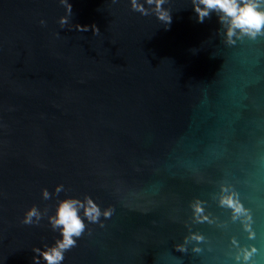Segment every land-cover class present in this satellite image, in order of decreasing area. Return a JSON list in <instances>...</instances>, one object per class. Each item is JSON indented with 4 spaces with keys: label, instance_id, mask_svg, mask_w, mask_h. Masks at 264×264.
<instances>
[{
    "label": "water",
    "instance_id": "95a60500",
    "mask_svg": "<svg viewBox=\"0 0 264 264\" xmlns=\"http://www.w3.org/2000/svg\"><path fill=\"white\" fill-rule=\"evenodd\" d=\"M68 3L61 26L60 0H0V264L57 238L58 184L113 209L63 264H264V32L229 39L192 0H168L167 27L129 0Z\"/></svg>",
    "mask_w": 264,
    "mask_h": 264
},
{
    "label": "clouds",
    "instance_id": "9594fccd",
    "mask_svg": "<svg viewBox=\"0 0 264 264\" xmlns=\"http://www.w3.org/2000/svg\"><path fill=\"white\" fill-rule=\"evenodd\" d=\"M113 4L119 0H112ZM168 0H129L132 11L142 16L153 15L165 27L170 25L172 20L171 12L165 7ZM62 5H67L66 15L59 18V24H68V17L71 13V5L68 0H60ZM192 10L196 14L197 22L203 23L206 17L215 12L220 22L226 26L229 39L233 35H246L254 38L264 32V0H192ZM44 24V21H40ZM80 31H87V26L76 25ZM94 34H99V29L92 26ZM66 192L62 184L54 188L53 193L47 189L42 190L44 200L52 199L55 196L54 210L47 216V222L51 230L57 234V238L51 244L42 247H33V264H63L65 253L76 247L77 241L85 233L88 224H100L101 217L110 218L113 209L110 207L101 209L100 205L91 197L83 198L65 195L60 197V193ZM234 209V216L246 215L245 210L233 201L230 196L224 197L221 201ZM197 212L199 205H194ZM44 218L41 210L34 206L28 208L21 221L24 225H39ZM200 239V237H195ZM198 250V249H197ZM256 251L252 249H242L237 254V259L247 262Z\"/></svg>",
    "mask_w": 264,
    "mask_h": 264
}]
</instances>
